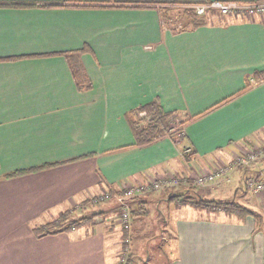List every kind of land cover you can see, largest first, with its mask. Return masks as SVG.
I'll return each instance as SVG.
<instances>
[{
	"label": "crops",
	"instance_id": "obj_1",
	"mask_svg": "<svg viewBox=\"0 0 264 264\" xmlns=\"http://www.w3.org/2000/svg\"><path fill=\"white\" fill-rule=\"evenodd\" d=\"M211 1L0 0V264H116L119 203L92 199L169 175L188 182L129 201V264H264V195L259 208L241 196L262 215L259 230L252 217L179 202L190 192L206 199L197 188L227 199L214 194L231 192L234 174L244 184L264 177L261 160L258 170L233 165L228 180L191 188L193 171L264 144V15L195 20L186 11ZM174 7L184 8L178 23ZM148 103L181 122L180 141L136 142L130 118L144 126L146 111L134 114ZM89 214L93 223L35 235ZM148 217L156 224L144 225Z\"/></svg>",
	"mask_w": 264,
	"mask_h": 264
},
{
	"label": "built area",
	"instance_id": "obj_2",
	"mask_svg": "<svg viewBox=\"0 0 264 264\" xmlns=\"http://www.w3.org/2000/svg\"><path fill=\"white\" fill-rule=\"evenodd\" d=\"M191 10L198 15H204L208 12L215 11L224 16H238L240 18H250L253 16L264 15V0H254L249 2L244 1H211L208 3L195 4L190 6ZM176 119V118H175ZM167 135L172 136L177 141L183 138L184 132L181 129V122L178 124L174 119H170L167 123ZM260 151L255 154H248L246 156L238 157L237 160L233 159L223 165H220L214 169L208 171H193L191 177V183L194 186L203 187L207 184L215 183L219 180H228V172L231 170L233 165L247 163L249 160L256 159V155L260 152H264V144L259 146ZM192 153V149L184 147L181 155L186 156ZM181 182H188V178L184 177L180 180V177L175 175L163 176L159 179L147 180L145 182L137 183L131 186H123L117 193H103L99 195L98 199L109 200L115 199L120 205V220L125 230H130L131 225V214L129 212V201L132 198L156 192L162 189H167L179 185ZM245 184L247 188H251L254 192H258L264 189V183H256L246 180ZM125 243V252H128V243L130 242L129 236L123 240ZM124 262V260H123ZM120 264V263H119ZM123 264V263H121Z\"/></svg>",
	"mask_w": 264,
	"mask_h": 264
},
{
	"label": "trees",
	"instance_id": "obj_3",
	"mask_svg": "<svg viewBox=\"0 0 264 264\" xmlns=\"http://www.w3.org/2000/svg\"><path fill=\"white\" fill-rule=\"evenodd\" d=\"M18 6H32L35 4H14ZM186 11L189 12L193 19H199L201 16L196 15L193 10H191L190 5L187 6ZM71 58V56H70ZM71 62V69L72 74L76 80V82H84L87 81V77L85 76L83 69L80 65L75 64V62ZM90 86V83L87 81L86 84L82 87L88 88ZM146 111V113L149 115L150 119L144 126H140L139 119L136 118L135 121L133 118H130V125L134 131V134L136 136V142L138 144H149L156 139L167 135L168 131V125H167V118L169 117L170 113H165L159 106H157L154 103H148L146 106L140 107L136 113L135 116L141 112ZM187 158L190 157V155L186 156ZM27 170L14 172L12 174H9L8 176L12 175H19L25 173ZM32 171V170H30ZM183 203H187L192 205L194 208L198 210H208V211H223L226 215L234 216L239 220H244L247 217H252L255 220L256 223V229H260L263 224L262 215L253 210L252 208L246 206L245 204L239 203L238 201L234 199H204L201 198L198 195H189L187 196L186 200L182 201ZM132 214H135L134 211H132ZM59 223L56 224L55 222H50L47 224H44L43 226L37 227L34 229L35 235L37 237L46 235V234H55L59 232L68 231L72 228H78L85 225L86 218H81L79 220H66V217L59 218ZM132 219V217H131ZM129 263V262H128Z\"/></svg>",
	"mask_w": 264,
	"mask_h": 264
},
{
	"label": "rangeland",
	"instance_id": "obj_4",
	"mask_svg": "<svg viewBox=\"0 0 264 264\" xmlns=\"http://www.w3.org/2000/svg\"><path fill=\"white\" fill-rule=\"evenodd\" d=\"M183 9H184L183 7L182 8L174 7L171 10L172 13L170 12L171 13V15H170L171 18L173 17L172 19H174V21H176L177 23H178L179 19L181 18V16L184 14L183 13L184 12ZM205 15L203 16L205 20H210L212 18L213 19H216V18L219 17V15L216 12H214V11H211L208 14H205ZM260 145H262V144H260ZM260 145L256 143V145L254 147L248 148V149H246L244 151H240V153H236V155H235V157H233V159L237 160L238 157L246 156L248 154H255V153L259 152L260 151V149H259V146ZM233 159H231V160H233ZM261 160H264V152L263 151L256 155V159L254 158L252 160H249L247 163L240 164V166H238V167H240L241 171L246 170L247 172L249 170H251V169H252V171H254V169L258 170V167L257 166H258V164H259V162ZM217 165H223V163L217 162ZM255 174H258V173H255L254 172V174H249V175L247 174L248 176L246 177V180H249L251 182H256V183H262V182L264 183V177H262L260 174L259 175H255ZM237 176L238 175H236V174H234L233 176H230V184H229L230 186L229 187H232L231 192L230 191H224L223 190L224 193L220 192V193L214 194V196L220 197L222 195H225V198H227V199H234V200H236L238 202H241L242 204H245V202H243V200H242V197L245 196V198H246L245 201H247L249 203V205L258 207L256 204L257 203L260 204V202H261L260 200H261L262 196L264 195V189L261 190V191H258V192H254L251 188H247L246 187L247 185L244 184L242 175H240L239 177H237ZM243 176H244V174H243ZM191 188L196 189L195 186H192ZM234 188L236 189V193L233 194V189ZM220 189H223V188H220ZM196 190L203 197H205L206 199H209V197H211L209 194L215 193L219 189H214V190L213 189H209V191H207L206 188H197ZM225 193H227V194H225ZM189 195H195V194H193L192 192H190V194L186 193V194L183 195L181 201H179V202L182 203L183 199H185V198L187 199V196H189ZM98 197H99V195L96 197V199H92V203L99 204L100 202H105L106 201V200L98 199ZM74 207L77 208V206H74ZM118 212L119 213L117 214V218H119L118 221H119V223L121 225V228L123 230V235H122V238H120V241H121L120 248H119L120 253L118 255L119 258H118L116 264H119V263L120 264L121 263H123V264H129L130 262H132V260H134L133 259V253L131 252V246H130L131 245V234H130V230H128V231L125 230L124 227L121 224V220H120V217H119V215H120V205L118 207ZM129 212H130V214L132 216V206H131V204H129ZM89 216L90 217H85L87 219L85 221V225L86 224L93 223L96 220L95 219L96 217L93 214H89ZM79 219H81V218H77V219L76 218L75 219H71V218L68 219L67 218L66 220H79ZM59 220L60 219H58V220H56L54 222L56 224H58L59 223ZM154 220H155L154 217H148V218L142 219L141 222L144 225H146V226L149 223H151V222L153 223L152 225H154V224H156V223H154ZM126 236H129L130 242L128 243V252H127V254H124V252H125V250H124L125 243L123 242V240L126 238ZM134 238L132 237V239H134ZM162 238H164V237L159 236V238H157V239L162 240ZM123 260H124V262H123Z\"/></svg>",
	"mask_w": 264,
	"mask_h": 264
}]
</instances>
